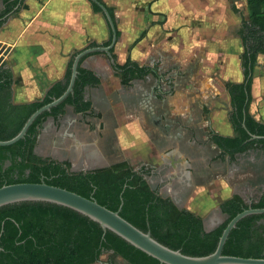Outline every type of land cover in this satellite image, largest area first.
Here are the masks:
<instances>
[{
  "label": "crops",
  "instance_id": "crops-1",
  "mask_svg": "<svg viewBox=\"0 0 264 264\" xmlns=\"http://www.w3.org/2000/svg\"><path fill=\"white\" fill-rule=\"evenodd\" d=\"M102 2L116 18V62L129 60L152 72L125 86L107 55L98 52L86 57L82 66L100 79L98 86L86 91L91 110L76 114L67 106L62 116L47 119L53 154L49 157L91 161L102 167L122 161L135 169L156 167L165 182L172 174L180 182L187 181L189 198L205 199L207 187L218 185L217 214L223 215L221 201L233 195L245 200L239 188L229 186L237 165L245 159L255 165L254 156L264 164L262 151L249 149L231 159L210 141L212 133L234 135L225 83L243 81V48L237 32L241 18L248 14L246 1ZM24 4L0 29V65L5 63L12 70L15 103L41 99L62 79L72 53L92 42L100 46L111 35L105 18L93 12L88 0H25ZM263 60L264 54H259L249 106V113L262 122L264 77L256 74V68L262 69ZM110 158L116 160L110 163ZM201 172L212 173L207 182ZM259 176L264 183V171ZM262 195L264 188L257 199Z\"/></svg>",
  "mask_w": 264,
  "mask_h": 264
},
{
  "label": "trees",
  "instance_id": "trees-1",
  "mask_svg": "<svg viewBox=\"0 0 264 264\" xmlns=\"http://www.w3.org/2000/svg\"><path fill=\"white\" fill-rule=\"evenodd\" d=\"M25 0H0V29L20 9ZM91 2L94 13H101L103 5L116 27L113 10L102 0ZM247 17L241 18L237 32L242 44L240 56L243 70L241 83H225L229 97L228 121L234 135L224 137L212 133L210 140L231 159L249 149L264 153V139H250V135L264 137V122L249 113L251 86L257 56L264 54V0H245ZM237 13L236 9H233ZM104 18V17H103ZM116 37L119 32L115 30ZM109 40L100 46L89 43L87 48L107 47ZM68 59L62 79L53 83L41 99L15 103L12 86L15 83L10 67L0 65V141H7L19 133L27 119L38 109L60 97L66 90L71 66L76 54ZM111 68L122 85L143 79L152 70L132 61L116 62L113 48L109 51ZM90 53L82 57L72 92L50 111L40 114L30 125L25 136L13 145L0 147V187L16 183H40L60 187L92 198L119 215L139 230L172 250L194 257L214 252L219 237L228 222L248 209L264 208V195L247 204L239 195L219 203L225 220L209 232L204 231L202 217L188 209L178 208L170 198L158 194L145 179L148 169H135L122 161L108 167L71 172L68 161L59 162L42 158L34 153L39 130L48 117L58 118L67 106L76 114L91 110L85 98L86 87H96L99 77L82 66ZM122 203V205H121ZM121 205V206H120ZM0 264H94L101 255L114 264L121 258L126 264H160L156 259L136 249L109 230L103 231L98 223L69 208L40 201H25L0 207ZM222 254L243 258H264V213L242 218L230 231Z\"/></svg>",
  "mask_w": 264,
  "mask_h": 264
},
{
  "label": "water",
  "instance_id": "water-1",
  "mask_svg": "<svg viewBox=\"0 0 264 264\" xmlns=\"http://www.w3.org/2000/svg\"><path fill=\"white\" fill-rule=\"evenodd\" d=\"M90 2H95V0H88ZM101 13L105 18V21L108 25V28L111 32V41L107 47H93L87 48L75 55L72 66H71V76L66 90L63 94L53 99L50 103L44 105L40 109L36 110L25 122L21 130L17 135L7 141H0V147H6L15 144L20 139H22L32 122L43 112L50 111L52 107L60 104L69 93L72 92L75 78L77 76V67L79 61L85 55L94 52H102L108 57L110 56V50L113 48L117 38L115 33V25L110 17L107 9L99 4ZM85 89V98L86 91ZM250 139H264V137L250 135ZM34 153L38 156H41L37 153L36 147L34 148ZM59 162L66 161L65 159L57 158ZM70 171L71 172H87L100 168L102 166L96 165L94 162H84V161H70ZM145 179L150 183V178L145 176ZM25 201H40L57 204L71 210H74L90 220L98 223L103 231L109 230L112 233L116 234L127 243L135 247L136 249L144 252L146 255L156 259L160 264H264V258H243L236 256H229L222 254V249L225 244V241L230 233V231L236 226V224L244 217L254 214H263L264 208L261 209H252L248 208L237 215H235L224 228L221 236L219 237L217 246L213 253L194 257L182 254L179 250H172L167 246L156 241L151 237L150 233H145L139 230L137 227L129 223L127 220L122 218L119 215V210L111 211L106 207L100 205L92 198H85L77 193L71 192L69 190L48 185L44 182L40 183H16L3 185L0 187V207L25 202ZM247 204L251 203V200H244ZM122 205V203H121ZM120 205V206H121ZM179 207V206H178ZM181 208V207H179ZM223 214L222 212H220ZM224 215V214H223ZM220 223L215 225L212 228H205V223L203 221V227L205 232H209ZM1 252V247H0Z\"/></svg>",
  "mask_w": 264,
  "mask_h": 264
},
{
  "label": "rangeland",
  "instance_id": "rangeland-1",
  "mask_svg": "<svg viewBox=\"0 0 264 264\" xmlns=\"http://www.w3.org/2000/svg\"><path fill=\"white\" fill-rule=\"evenodd\" d=\"M241 15H243L242 11H241ZM262 62H263L262 65H264V60ZM261 68L262 69L256 68V74L259 73L258 75H260V77H264V66H262ZM258 83L261 84L262 82L258 80ZM36 150H37V153L41 156H46V157H49V155L53 156L48 142L39 143L37 145ZM61 151L62 153L60 157L65 156L63 150ZM110 159H111L110 163L116 160L115 158L114 159L110 158ZM253 159H256L255 165H252V163L246 159L242 161L240 165H237L239 169H237V172L235 173V177L229 181V186L233 185L234 189L236 190L239 188L245 200L250 199V200L256 201L257 198L260 196V193L263 192V188H264V183L261 182V177L259 176V175H262L264 171L262 170L263 168L262 166L264 164H262L263 162L258 160L259 158L257 159L255 156ZM260 162H261V165H259ZM234 163L236 164V161H234ZM230 165H233V163H230ZM253 166H257V167H253ZM211 174L212 173H209L210 176ZM209 175L206 172L200 173V176L204 177L205 182L209 180L210 178ZM200 180H202V178H200ZM156 181L158 182V178L154 177L153 184L150 183L152 188L155 187L154 185H156ZM167 186L169 185L162 186V189L166 188ZM217 188H218V185L217 186L212 185L210 187L208 186L207 189H208L209 197L205 199H201L197 195H194L193 197L189 198L191 194H185L183 198L180 197L175 202L179 207L183 209L192 210L193 212L199 214L205 223L206 229L212 228L218 223L221 224L226 218L225 215L219 216L217 214L218 213L217 203L219 202V200H221L219 196H216ZM94 264H109L108 256L106 254L101 255L99 261ZM114 264H126V263L121 258H116L114 261Z\"/></svg>",
  "mask_w": 264,
  "mask_h": 264
},
{
  "label": "flooded vegetation",
  "instance_id": "flooded-vegetation-1",
  "mask_svg": "<svg viewBox=\"0 0 264 264\" xmlns=\"http://www.w3.org/2000/svg\"><path fill=\"white\" fill-rule=\"evenodd\" d=\"M48 118H50V117H48ZM47 119L43 122V124L39 130L37 145L41 142H44V143L48 142V144H49L50 136L48 135V131H47V129H48L47 128ZM37 145H36V147H37ZM61 146H62V144H61ZM40 157L48 158L46 156H40ZM49 158H52V157H49ZM52 159H54V158H52ZM145 169H148V171H149L148 177L151 178L150 179L151 184H153V178L154 177L158 178L159 183L156 181V185H154L155 186L154 189H157L158 194L163 196V197L170 198L171 201L178 207V205L176 204L175 201H177L180 197H182L183 195H185L187 193L185 191L186 187L188 186L187 181L180 182L178 180V175L172 174L170 177H165V180H166V182H165L164 178L163 179L161 178V173H159V171L157 170L156 167L155 168L145 167ZM201 169H202V167H201ZM167 184H171V186L170 187L167 186L166 188L162 189V186H165ZM170 188L172 191L174 190V192L169 191Z\"/></svg>",
  "mask_w": 264,
  "mask_h": 264
}]
</instances>
